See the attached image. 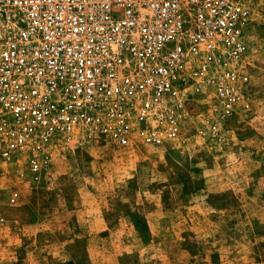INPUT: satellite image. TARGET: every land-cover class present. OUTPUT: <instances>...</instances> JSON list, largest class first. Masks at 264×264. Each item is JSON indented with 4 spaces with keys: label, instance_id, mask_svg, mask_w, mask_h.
Here are the masks:
<instances>
[{
    "label": "rangeland",
    "instance_id": "1",
    "mask_svg": "<svg viewBox=\"0 0 264 264\" xmlns=\"http://www.w3.org/2000/svg\"><path fill=\"white\" fill-rule=\"evenodd\" d=\"M248 3L250 82L233 114L189 85L177 140L54 142L39 179L8 164L0 264H264V0Z\"/></svg>",
    "mask_w": 264,
    "mask_h": 264
},
{
    "label": "built area",
    "instance_id": "2",
    "mask_svg": "<svg viewBox=\"0 0 264 264\" xmlns=\"http://www.w3.org/2000/svg\"><path fill=\"white\" fill-rule=\"evenodd\" d=\"M250 15L248 0H0V178L22 163L39 179L54 142L177 140L189 85L229 117Z\"/></svg>",
    "mask_w": 264,
    "mask_h": 264
}]
</instances>
